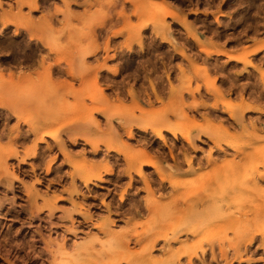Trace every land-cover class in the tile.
<instances>
[{
	"label": "rangeland",
	"instance_id": "rangeland-1",
	"mask_svg": "<svg viewBox=\"0 0 264 264\" xmlns=\"http://www.w3.org/2000/svg\"><path fill=\"white\" fill-rule=\"evenodd\" d=\"M0 5V14L15 21L31 18L53 28L44 36L37 31L39 41L22 32L14 37L10 24L0 37V103L17 112L0 106V161H7L0 168V264H264V167L258 163L264 158V0H143L141 17L130 0ZM156 12L163 13L160 23ZM92 41L99 49L87 56L82 50ZM24 49L47 57L44 66L60 58L66 69L72 59L73 73L94 72L84 78L87 85L52 76L33 97V87L9 83L23 73L38 81L36 64L11 62ZM34 114L50 116L52 130L61 131L33 151L35 138L16 116L33 123ZM165 115L190 127L179 126L177 137L166 135L162 123L142 132ZM75 120L97 126L74 135L67 128ZM182 133H190L187 142ZM140 149L148 155L142 161H153L161 173L128 166ZM247 152L253 158L240 160Z\"/></svg>",
	"mask_w": 264,
	"mask_h": 264
},
{
	"label": "bare ground",
	"instance_id": "bare-ground-1",
	"mask_svg": "<svg viewBox=\"0 0 264 264\" xmlns=\"http://www.w3.org/2000/svg\"><path fill=\"white\" fill-rule=\"evenodd\" d=\"M261 1V0H260ZM50 2V1H49ZM130 2L132 3V5L134 6V15L136 16V17H141L142 15H143V13H145L144 12V10L142 9V8H140V6H142L143 5V0H130ZM156 5V3L155 2H149L148 3V7H150L149 9L152 11V10H154L153 9V6H155ZM255 5V4H254ZM1 6V5H0ZM180 8V7H179ZM252 8V7H251ZM32 9L33 10H37V5H36V3L35 2H33V5H32ZM261 10V9H260ZM155 11V10H154ZM34 12V11H33ZM152 13H154V12H152ZM151 13V14H152ZM163 13H159V12H156L155 14H154V16H153V18L155 19V22L156 23H160V22H162V19H163V15H162ZM259 14V13H258ZM146 15V14H145ZM51 19V18H50ZM256 21V20H255ZM259 23V22H258ZM0 24H1V28H2V31H0V37L2 36V33H3V30H5V28H7L8 27V25H13V26H15V28H16V34L14 35V37H17L18 35H19V32H22V34H26L28 37H29V39H38L39 41L41 40L40 39V35H38L37 34V31L40 33V34H42V33H45V32H51L52 31V26L50 25V24H47V25H41L40 23H36V22H34L31 18H28V19H26L25 20V22H23L22 23V21H20V22H18V21H15V20H13L12 18H10L9 17V15L8 14H0ZM102 24H100L99 26H101ZM40 26H42V27H40ZM110 26V25H109ZM114 26V25H113ZM252 27V26H251ZM110 29L112 28V27H109ZM248 28V27H247ZM104 30H105V28H103ZM1 30V29H0ZM98 30V29H97ZM103 31V30H102ZM257 31V30H256ZM104 32V31H103ZM100 33V32H99ZM21 34V33H20ZM117 34V33H116ZM43 35V34H42ZM45 35V34H44ZM43 35V36H44ZM115 35V34H114ZM12 36V35H11ZM10 36V37H11ZM21 36V35H20ZM43 36H42V38H43ZM133 36H134V34H133ZM136 36V35H135ZM139 36V35H138ZM6 37V36H5ZM13 37V36H12ZM35 41V40H34ZM10 42V41H9ZM239 42V41H238ZM12 43V42H11ZM11 43H9L10 45H11ZM31 43V42H30ZM33 43V42H32ZM43 43V42H42ZM137 43V42H136ZM2 44V43H1ZM23 44V43H22ZM45 45V44H44ZM1 46V45H0ZM8 47H9V45H7ZM38 46H39V44H38ZM42 46V45H41ZM11 47V46H10ZM9 47V48H10ZM13 47V46H12ZM11 47V48H12ZM93 47V48H92ZM38 48V47H37ZM49 48V47H48ZM101 48V47H100ZM14 49V48H13ZM15 49H17V48H15ZM41 49L43 50L44 48H43V46H42V48H38V51H41ZM98 49H99V46H97L96 45V43H95V41H92L90 44H88V46L85 48V49H83L82 50V52H84V54L85 55H94V54H96L97 53V51H98ZM104 49L105 50H107V46L106 47H104ZM258 49V48H257ZM12 50V49H11ZM49 51V53H54L53 51H52V49L51 48H49L48 49ZM259 50V49H258ZM23 52H24V50H23ZM30 52V51H29ZM36 52V51H35ZM191 52V51H190ZM258 51L256 50L254 53H257ZM18 53V52H17ZM25 53V52H24ZM27 53V52H26ZM43 54V53H42ZM55 55H56V53H54ZM189 54V53H188ZM218 54H220V53H218ZM58 55V54H57ZM244 55V54H243ZM54 56V55H53ZM230 56V55H229ZM34 57H36V56H34L33 55V52L32 53H30V55H28L27 57H24L23 59H21V58H19L18 59V57H13V61H11V62H19V63H26L27 65H24L25 66V68H30V67H32L33 68V66L32 65H34V64H36V66L38 67V68H41L40 70H41V72H40V75H39V78H38V81L37 82H35L36 80H33L32 79V77H31V74L30 73H23L22 75L21 74H19V75H21V76H17V77H19L17 80H19V81H17V82H15V81H13V78H11V80L9 81V83L11 84V85H13V86H18V87H20V86H23V87H33V89L31 88V90H29V91H34V92H28V94H30V96H33L34 97V93H35V91L37 90L39 93L42 91V90H44L46 87H44L45 85L47 86V84H45V83H50L52 80H51V77L52 76H62V75H68V76H70L71 78H73V79H77V80H79V82L81 83V84H85V85H87V83H85L86 81H85V77L86 76H88V75H90V74H92L94 71V69L93 68H90V67H85L84 68V70H82V71H80V72H75V73H73L72 72V65H73V61H72V59L71 60H69L68 62H66L67 63V68L66 69H64V67L63 68H61V67H59V66H61V65H58V63L60 62V58H56V59H54L55 61V64H54V66L53 65H51V64H48L47 66H44V61H45V59L47 58V57H42L41 59L39 58V59H36V58H34ZM51 57V59H52V56H50ZM59 57H61V56H59ZM83 57V56H82ZM45 58V59H44ZM83 59H85V58H83ZM236 60H244V59H237V58H235ZM62 60V59H61ZM2 61V58H0V62ZM64 61V60H63ZM63 61H62V63H63ZM65 62V61H64ZM93 62V61H92ZM205 62V61H204ZM2 63V62H1ZM18 63V64H19ZM46 63H50L49 61L48 62H46ZM244 63L245 64H248L249 62L248 61H245L244 60ZM65 64V63H64ZM183 65V64H182ZM3 65H1L0 64V70H1V68H4L5 69V67H2ZM12 66V65H11ZM17 66V65H16ZM18 66H20V64L18 65ZM17 66V67H18ZM23 66V65H22ZM36 67V68H37ZM98 67V66H97ZM96 67V68H97ZM153 67V66H152ZM16 68V67H15ZM74 68V67H73ZM3 69V70H4ZM212 69V68H211ZM155 70V69H154ZM187 70V69H186ZM208 70V69H207ZM207 70L206 69H203V71L206 73L207 72ZM217 70V69H216ZM19 72V71H18ZM112 72H116V69H113V71ZM182 72H183V70H182ZM175 73V72H174ZM221 73V72H220ZM231 73V72H230ZM261 73V72H260ZM37 74V73H36ZM98 74V73H97ZM221 75V74H220ZM260 76H261V74H260ZM221 78V77H220ZM223 78V77H222ZM102 79H104V78H102ZM108 79V78H107ZM221 80V79H220ZM227 81V80H226ZM24 83V85H23V83ZM112 82V81H111ZM26 83V84H25ZM44 84V85H43ZM53 84V83H52ZM217 84H219V82L217 83ZM5 85V81H4V79L0 76V87H3ZM43 85V86H42ZM161 85V84H160ZM82 86H84V85H82ZM219 86V85H218ZM221 86V85H220ZM41 87H43V88H41ZM48 88V87H47ZM153 88V87H152ZM222 88V87H221ZM229 88V87H228ZM27 89H29V88H27ZM26 89V90H27ZM222 90L224 91V89L222 88ZM194 91H196V92H198L199 91V87L197 86L196 87V89L194 90ZM194 91L193 90H191V89H189V88H187L186 90H185V92H187L188 94H190L191 96H193V94H194ZM259 92V91H258ZM171 93H173V91L171 92ZM182 93L183 92H181V93H179L178 95H177V97H182ZM21 95H23L22 93H21ZM155 95H156V93H155ZM255 95V94H254ZM157 96V95H156ZM247 96V95H246ZM249 96V95H248ZM22 97V96H21ZM36 97H38V96H36ZM175 97V96H174ZM233 97V96H232ZM252 97V96H251ZM250 97V98H251ZM257 97V96H256ZM253 98V97H252ZM207 100V99H206ZM253 101V100H252ZM1 102V101H0ZM0 106H3L4 108H6L7 110H9V111H11V112H13L14 114H16L17 112L15 111V105H7V104H2V103H0ZM18 106V108H19V106L20 105H17ZM213 107H215L216 108V105L215 106H213ZM20 108H21V106H20ZM19 108V109H20ZM90 111H93V110H95V111H97V112H104L105 111V109L102 111V109H96V108H94V107H91L90 109H89ZM213 110V109H212ZM235 110V109H234ZM233 110V111H234ZM248 110V109H247ZM123 111V110H122ZM215 111V110H214ZM214 111H213V113H214ZM197 112V111H196ZM199 112V111H198ZM234 112H236V111H234ZM243 112H244V109L241 111V116L243 115ZM42 113V112H41ZM46 113V112H45ZM104 113H106V112H104ZM121 113V112H120ZM187 113V112H186ZM217 113V112H216ZM247 113V112H246ZM215 114V113H214ZM248 114V113H247ZM35 115V114H34ZM46 115V114H45ZM123 115V114H122ZM174 115H176L175 113H174ZM191 115V114H190ZM236 115V114H235ZM36 116V115H35ZM42 116V115H41ZM217 116V115H216ZM260 116V115H259ZM263 116V115H262ZM17 117V119H18V121H22L24 124H26L27 126H28V133H29V135H33L34 136V138H35V140H34V143L32 144L33 145V147H31V149L33 150L34 149V147L36 148V145L38 144V142H42V141H44V139L45 138H51V139H55L56 138V136H57V133H58V131L60 130V127H58L55 131L54 130H52V128H53V125L55 124V120H53V119H50V116H47L46 118H44V117H37L36 119H35V121L33 122V123H31L28 119H20V117L19 116H16ZM110 117H112L113 118V115L111 116L110 115ZM214 117H215V115H214ZM218 117V116H217ZM216 117V118H217ZM245 117V116H244ZM185 118H187V116H185ZM252 118H254V117H252ZM256 118V117H255ZM119 119L121 120V117H119ZM222 119V118H221ZM257 119V118H256ZM162 121L160 122V121H155L154 123H150L147 127H145L143 130H142V132H149L148 130H150L151 132H155V130L153 129V127H154V125L156 124V123H162V124H165V125H167V126H169V127H167L168 129H167V131H166V135L168 134V135H171V136H173V137H177V135H178V133H177V130H178V127L179 126H181V125H185V126H189L190 127V123H188V122H186L185 120H181L179 123H173V122H171L170 120H169V118H168V116H166L165 115V118L164 119H161ZM226 120V119H225ZM224 120V121H225ZM226 122H229V121H227L226 120ZM225 122V123H226ZM4 123V122H3ZM82 123V122H81ZM80 122H79V120H75V121H73V125L72 126H68L69 128H67V130L69 131V132H71V133H74V135H76L77 133L76 132H84V131H87V130H89V129H91L93 126H97V122L96 121H92L90 124H88V126H84V125H80L81 124ZM257 123V122H256ZM75 124V125H74ZM224 124V123H223ZM228 124V123H227ZM226 124V125H227ZM229 124H230V122H229ZM5 125V124H4ZM225 125V126H226ZM230 125H232V124H230ZM230 125H229V127H230ZM115 126V125H114ZM119 126L121 127V129L125 132V133H127V136H128V134H129V136L131 137V135H130V131L129 130H127L126 128H124L123 126H122V123L121 122H119ZM166 127V126H165ZM229 127H228V129H229ZM116 129H117V127H116ZM119 130V129H118ZM118 130H116V132H118ZM132 130V129H131ZM61 131V130H60ZM162 131V130H161ZM27 133V134H28ZM22 134V133H21ZM26 133H24V134H22V136H23V140H24V135H25ZM119 134V133H118ZM164 134V133H163ZM3 135V134H2ZM189 135H190V133H182V134H180V137L181 138H184V139H186L185 141L187 142V140L189 139ZM0 136H1V134H0ZM12 136V135H11ZM19 136V135H18ZM26 136V135H25ZM77 136H83V135H80V134H78ZM195 136V134L193 135V137ZM10 137V136H9ZM84 137H85V135H84ZM166 137V136H165ZM12 138V137H11ZM19 138H21V136L19 137ZM103 138V137H102ZM107 138V137H106ZM167 138V137H166ZM169 139H170V137H168ZM211 138H212V140L214 141V144L216 145V146H220L219 145V141H220V138L216 135V133H214V134H212L211 135ZM253 138H255V137H252L251 139H253ZM10 139V138H9ZM196 139V138H195ZM251 139H247V140H245L243 143H241V145H245V144H247V143H249V141H251ZM21 140V139H20ZM75 140V139H74ZM91 140V139H90ZM179 140V139H178ZM14 141V140H13ZM141 141V140H140ZM167 141V143H169L168 142V140H166ZM15 142V141H14ZM142 142V141H141ZM144 142V141H143ZM173 142V141H172ZM195 142V141H194ZM160 143V142H159ZM11 144V143H10ZM140 144V143H139ZM142 144H144V143H142ZM141 144V145H142ZM161 145V144H160ZM169 145L171 146L172 145V143L170 144L169 143ZM168 145V146H169ZM185 145H186V143H185ZM241 145H236V146H234V147H232V149L233 150H235V151H237V152H239V150H240V146ZM181 146V145H180ZM222 146V145H221ZM8 148H10V147H8ZM142 148H144V147H142ZM161 148V147H160ZM172 147H170V149H171ZM209 149V148H208ZM225 149V148H224ZM155 150V149H154ZM171 150H173V149H171ZM31 151V150H30ZM34 151V150H33ZM227 151V150H226ZM225 151V152H226ZM229 151V150H228ZM161 152V151H160ZM217 152V151H216ZM9 153L10 154H12V156H17V151L16 150H14V149H12V148H10V150H9ZM150 153H152V152H150ZM164 153V152H163ZM168 153H170V152H168ZM139 156H137L134 160H132L131 162H129L128 163V166L130 167V168H134L135 166H137V165H139V166H153V167H155V169H157V174L158 173H161L160 172V170L154 165V162L153 161H150L149 159L148 160H145V161H142V156H143V154H145V155H147L146 153H145V151L144 150H142V149H140L139 150ZM174 154V153H173ZM205 154V153H204ZM241 155H240V160H242V161H249V160H251L252 158H253V155L251 154V152H247V153H240ZM153 155V154H152ZM169 155V154H168ZM219 155V154H218ZM148 156V155H147ZM150 156V155H149ZM177 156V155H176ZM19 157V156H18ZM161 157V156H160ZM216 157V156H215ZM216 158H218V157H216ZM151 159V158H150ZM6 160H5V157H3L2 159H1V161H0V168L1 167H4V168H6ZM112 163V162H111ZM198 163V162H197ZM259 164H261L262 165V167H264V158L261 160V161H259L258 162ZM9 168V167H8ZM138 168V167H137ZM7 169V168H6ZM139 170V169H138ZM177 170V169H176ZM140 172V171H139ZM131 173V172H130ZM230 173L234 176V181L236 180V178H237V176H238V170H237V168H236V165H234L233 167H232V171H230ZM264 173V172H263ZM245 175H247V172H245L244 173ZM138 175V174H137ZM165 175V174H164ZM264 175V174H263ZM162 176V175H161ZM101 177V176H100ZM251 177V176H250ZM149 178V177H148ZM159 178H160V176H159ZM165 180H166V178H165ZM96 181V180H95ZM153 183V182H152ZM88 184V183H87ZM144 184H145V182H144ZM147 186H148V183L146 184ZM263 185V184H262ZM163 186V185H162ZM176 186V185H175ZM149 187V186H148ZM239 188H241V187H239ZM251 190V189H250ZM158 191V190H157ZM208 191V190H207ZM206 191V192H207ZM159 192V191H158ZM164 192V191H163ZM209 193H210V191H209ZM208 193V194H209ZM162 194V193H161ZM207 196V195H206ZM205 196V197H206ZM122 198V197H121ZM207 198V197H206ZM186 200V199H185ZM138 206V205H137ZM140 211H142V210H140ZM169 222V221H168ZM109 227V226H108ZM107 227V228H108ZM188 229V228H187ZM190 230V229H189ZM193 230H195V229H193ZM196 232V231H195ZM253 233V232H252ZM192 236H193V234H192ZM254 242V241H253ZM70 246V245H69ZM119 247L121 248V245H119ZM175 247V246H174ZM238 249V248H237ZM118 250V249H117ZM142 252H144L143 250H142ZM207 254V253H206ZM221 256H223L222 255V253H221ZM128 257V256H127ZM193 258V257H192ZM217 259H218V257H217ZM128 260V259H127ZM134 262V261H133ZM136 262V261H135Z\"/></svg>",
	"mask_w": 264,
	"mask_h": 264
},
{
	"label": "flooded vegetation",
	"instance_id": "flooded-vegetation-1",
	"mask_svg": "<svg viewBox=\"0 0 264 264\" xmlns=\"http://www.w3.org/2000/svg\"><path fill=\"white\" fill-rule=\"evenodd\" d=\"M35 48H36V47H35ZM25 50H26V49H24V51H25ZM28 55H30V52H29V53H26V52L24 53V52L22 51L21 54H18V53H17V54L12 55V56H13V57L16 56V57H18V59H19V58L23 59L24 57H27ZM33 55H34V53H33ZM13 57H12V59H13ZM34 58H35V57H34Z\"/></svg>",
	"mask_w": 264,
	"mask_h": 264
}]
</instances>
